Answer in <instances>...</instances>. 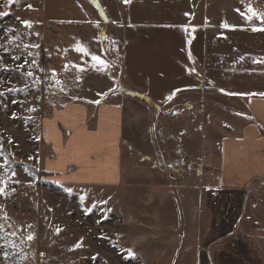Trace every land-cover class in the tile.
Wrapping results in <instances>:
<instances>
[{"label":"rangeland","instance_id":"374dc122","mask_svg":"<svg viewBox=\"0 0 264 264\" xmlns=\"http://www.w3.org/2000/svg\"><path fill=\"white\" fill-rule=\"evenodd\" d=\"M96 1L0 0V264H203L205 256L214 264L218 243L238 229L225 236L210 232L214 211L221 207L214 143L224 130L218 117L232 112L235 94H220L205 82L192 89L199 95H174L160 104L146 97L140 104L133 99L136 91L130 92L127 111L135 117H124L122 140L110 131L113 122L100 119L99 128L90 129L92 106L76 104L73 96L112 99L109 87L95 86L109 77L117 98L128 97L114 74H92L80 63L68 67L73 58L81 64L91 58L60 55L58 46L75 41L73 35L79 33L60 22L105 18L107 11ZM100 1L119 5L129 20L141 12L135 0ZM186 1L171 0L173 6L180 2L177 10L160 2L159 17L149 9L144 14L161 19L151 25L167 33L172 19L187 17ZM189 4L200 19L208 17L209 26L222 19L225 25L252 24L259 17L249 8L264 14V0ZM113 14L119 16L120 8ZM70 80L76 85L83 81L85 87L64 91ZM199 104L208 105L209 117ZM95 106L96 114L105 108ZM190 108L193 116L183 117ZM180 143L194 152H180ZM113 144L120 149L114 173L95 175L84 155L64 160L65 152L78 146L99 148L105 157L95 162L103 166L115 155ZM102 180L111 184H100ZM241 189V209H249L250 196H258L253 203L264 217V174ZM231 202H225L226 208H232Z\"/></svg>","mask_w":264,"mask_h":264},{"label":"crops","instance_id":"0c3cea01","mask_svg":"<svg viewBox=\"0 0 264 264\" xmlns=\"http://www.w3.org/2000/svg\"><path fill=\"white\" fill-rule=\"evenodd\" d=\"M170 1L135 0L136 8L141 12L129 20L127 13H124L119 5L111 4L108 7L97 0L98 8L107 11L105 18L99 20L96 16L93 19L82 16L78 20L60 22L72 31H75V28L79 31L73 35L75 41L65 40L62 46H58L60 55L67 52L64 54L67 58V54L73 52L80 58H91L92 55L99 57L105 62L104 65L95 61H82L84 63L81 64L78 59L73 58L68 67H76L80 63L92 74H114L121 82L120 85L126 88L127 95L136 91L133 95L137 99L135 96L133 99L140 101V104L146 97L155 104H160L174 95L186 93L192 96L198 93H194L192 89L200 88L205 82L220 94L230 96L234 93L239 96L238 98L234 95L231 98L234 100L232 112L218 117L220 128L224 130L214 143V152L218 155L216 168L221 188H218L217 192L221 207L214 211L210 232L225 236L233 227L238 229L236 232L234 229L233 235L218 243L214 264H264V217L259 214L253 203L259 197L250 196L252 203L249 209H241V199L244 196L241 188L249 186L255 177L264 174V63L253 62L264 59V31H253V28H264V24H261V19L258 18L252 24L233 23L223 27L225 20L222 19L223 23L209 26L208 17L200 19V16L192 11L187 0V17L182 15L172 19L174 21L170 22L167 33L156 31L151 23L158 25V20H161L155 18L159 17V3L166 2L172 10L180 7V2L173 6ZM118 7L120 15L114 16V10ZM147 9L152 11L155 17L145 15ZM93 10L96 15L98 10ZM99 26L104 28L101 30ZM77 46L82 47L84 51H77ZM94 63L97 67L93 66ZM147 68L149 72L146 71ZM144 74L151 75L150 81ZM110 82L111 79L106 77L97 81L95 86L97 89L109 87L113 91L108 94L112 99H105L108 96H73V101L78 105L92 106V109L88 110L90 129H98L100 119L107 120L114 123L110 131L118 133L121 139L124 117L135 116L127 111L130 96L124 98L121 95L117 98L118 95ZM81 86L85 87L83 81L76 85V81L70 80L62 89L74 91L81 89ZM87 90L86 95L90 93V90ZM141 95L145 98L142 99ZM95 105L105 108H98L96 114ZM207 107V104L200 105L199 110L204 112V117H209ZM87 108L89 109V106ZM191 109L183 113V117H192ZM202 113L199 117H203ZM115 114L117 117H113ZM66 134L69 135L70 130ZM181 143L178 146L180 152H194L184 148V145L180 146ZM113 147L115 155L107 159L103 166L95 162L105 157L99 148L78 146L70 154L65 152L64 160L70 162L77 156L84 155L87 159V169H92L95 175L102 176L105 172H112L114 167L119 165L120 149L115 144ZM77 164L78 162H75L72 169H75ZM109 183L111 184L103 180L100 182L105 185ZM226 201H232V208H226ZM242 217L244 221L240 220ZM183 225L188 228L185 223ZM202 262L209 264L208 257L205 256Z\"/></svg>","mask_w":264,"mask_h":264},{"label":"snow or ice","instance_id":"6c2138e0","mask_svg":"<svg viewBox=\"0 0 264 264\" xmlns=\"http://www.w3.org/2000/svg\"><path fill=\"white\" fill-rule=\"evenodd\" d=\"M30 7V6H29ZM248 11L249 12H251L252 13V15H256V16H258L262 21H264V14H258V13H256L254 10H252L251 8H249L248 9ZM247 19H250L251 17H246ZM24 24H25V26L26 27H31V22L30 21H24L23 22ZM223 27H227V25H222ZM264 31V28H260V29H257V28H253V31ZM77 51H84V49L82 48V47H80V46H77ZM91 59H92V61H95L97 64H99V65H104L105 64V62L102 60V59H100L99 57H97V56H95V55H92L91 56ZM241 59H243L242 57H241ZM254 63H264V59H262V60H260V61H256V60H254L253 61ZM82 70V69H81ZM29 75H31V73H29ZM0 95H3V93H0ZM3 188H0V194H3ZM33 237H31V236H29V239H32ZM77 246H79V245H77ZM129 255H132V253L130 252L129 253Z\"/></svg>","mask_w":264,"mask_h":264},{"label":"trees","instance_id":"16d2710c","mask_svg":"<svg viewBox=\"0 0 264 264\" xmlns=\"http://www.w3.org/2000/svg\"><path fill=\"white\" fill-rule=\"evenodd\" d=\"M23 166H24V169H26V171H27L29 174H34V173H35V171H34L32 168L28 167L27 165H23ZM42 175H47V176H49V175H52V173L43 172Z\"/></svg>","mask_w":264,"mask_h":264}]
</instances>
